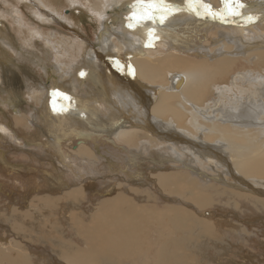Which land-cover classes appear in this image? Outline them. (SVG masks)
Segmentation results:
<instances>
[{"label":"bare ground","instance_id":"1","mask_svg":"<svg viewBox=\"0 0 264 264\" xmlns=\"http://www.w3.org/2000/svg\"><path fill=\"white\" fill-rule=\"evenodd\" d=\"M100 1H96L94 13L90 15L94 21L98 15L99 20L104 19V13L109 8L117 5L130 6L122 15L114 33L103 38V53L98 55L96 50L93 61L90 62L87 57L92 54V47L85 44L83 51H78L81 56L72 69L62 68V62H55L57 71L62 69L58 95L38 82L43 96L42 107L30 113L31 120L28 122L32 126H25L26 121L23 123V120L14 124L23 132V136L27 135L24 137L25 146L34 143L50 146V150L38 152L40 155H47L46 159L33 154L35 158L31 160V163L37 162L40 165L48 160L51 165L43 164L51 166L47 173L43 171V165L37 168L36 172L31 171L29 166L27 173L15 169L18 180H26L28 187L32 185L33 192L44 188L47 193L55 194L68 187L64 182L65 170L61 169L66 168L64 164L67 157L62 151L63 142L66 140L80 137L82 141H86L98 134H104L115 149L118 147L123 150L114 153L115 162L109 160L107 165L101 166L103 168L91 169L94 173L92 176L105 173L101 178L104 187L99 189L101 192L98 190L104 195L100 204L102 210L97 214H93V210L92 216L85 213L83 207H73L79 216H71L64 222L74 227L79 240L75 241L78 245L69 253V256H73L71 261L68 260L70 264H127L139 260L141 256L146 257L145 264H150L149 253L155 250L150 240H153L151 235L155 231L158 234L156 241L160 245L157 243L158 255L155 256V252L152 254L155 260L150 259L154 264H187V259L193 261L205 252L209 254L210 248L206 247V240L195 245L190 251L191 240L174 238L179 230L188 234L192 224H195L189 222L190 215L184 210L185 207L170 206L169 202L167 210L160 211L149 208V204L136 202L139 199L136 194L146 192L153 197L160 195L164 200V195H169L166 197L170 198L169 201L174 202L171 203L174 205L177 202L176 196L185 194V199L189 196L197 208L193 209L191 205L186 207L199 212L198 215H204L203 218L200 217L201 225H204L210 237L215 239L220 237L225 223L218 217L228 211V205L225 203L229 199L223 202L225 207L215 205V198L210 193H220L219 200L222 201L225 198L221 197L228 194L232 200L234 196L250 199L251 204L262 214L256 212L253 207L246 206L247 212L242 210L248 218L242 221L248 224L249 228H252V225L260 227L263 238V244L260 245L264 246V0H241L245 5L242 9L243 16L216 19L203 14L198 16L187 10L185 0H166L168 4L183 10L169 15L162 23L159 16H156L140 23L132 21V27L128 26L129 17L133 12L141 11L137 6L139 0ZM202 3L217 11L224 8L223 0H202ZM200 11L203 13L204 9L200 8ZM248 16L255 19L250 22ZM44 17H40V21H44ZM61 45L63 49L69 50V45L73 44L70 41L58 42V54H61ZM240 62L249 64L256 70L239 73L235 83L230 85L226 80L227 76ZM37 63L41 69L38 73L45 77L46 65ZM9 92L5 90V94H1L3 96L0 98L10 99L9 104L15 103ZM19 135L16 130V136ZM85 143H81L83 145L78 149L79 153L86 156H81V159L95 161L94 149L92 151ZM3 154L0 153L2 159ZM5 161L2 162L8 167ZM145 166L152 170L154 190L144 182L146 174L140 169ZM187 169L189 172L186 175L177 173ZM112 171H119L128 177L125 181L128 187L123 183L117 184L119 187L114 190L116 184H108L105 181L110 176L108 173ZM185 177L190 181L187 182ZM200 178L212 183L211 188H214V191L205 188V183ZM123 179L122 177V181ZM72 182L71 187L77 186L78 189L75 188L67 194H72L71 197L76 200L81 199L79 195L83 199L89 195L91 199V184H84V181ZM217 182L219 187H215ZM145 185L149 189L143 193L141 188ZM27 198L31 199L30 195ZM47 199L54 200L55 203L59 201L50 196H47ZM165 202L167 203L166 200ZM28 203L26 206H32L29 201ZM236 203L235 207H239ZM232 206L229 212H233ZM69 209L71 208H62L60 212L70 213ZM97 218L100 219L94 222ZM87 219L89 223L94 224L86 231L84 225ZM228 220L224 224L226 227L232 226L234 222L231 220L229 223ZM15 245L17 251L8 247L6 252L0 247V264H29L30 258L25 248L19 243ZM64 248L63 246L62 251L66 252ZM14 253L17 255L14 256ZM46 253L48 251L38 254V257L44 258V261L48 260L50 256L47 258Z\"/></svg>","mask_w":264,"mask_h":264},{"label":"rangeland","instance_id":"2","mask_svg":"<svg viewBox=\"0 0 264 264\" xmlns=\"http://www.w3.org/2000/svg\"><path fill=\"white\" fill-rule=\"evenodd\" d=\"M96 1L101 2L100 0H0V96H3L5 94V90L8 92L10 91L9 93L12 94L11 99L15 100V103L9 104L8 102H10V99L4 100L2 97L0 98L2 101V103H0V131H1L0 132V135H1L0 136V151H1L0 153H4L3 154L4 159L0 158L1 160V164H0V229H1L0 230V247H2L6 252H7L6 249L8 247L17 251L18 248L15 245V243L16 244L19 243L20 246L25 248L27 252V256L28 258H30L29 264H43V263L45 264H58V263L59 264H70V261L73 256L71 255L69 256V253L73 250V247H75V245H78L75 241L76 240L79 241V240H78L76 231L74 230V227L70 226L69 224H64V222L67 221V219H69V217L71 216H74V215L76 217L79 216V213H76L77 211H75L73 207L74 208L83 207L82 208L83 211L87 214L89 213L91 214L93 210H94L93 214L94 213L97 214L100 210H102L103 207L100 204L103 202L104 195L99 193L98 190L99 189L101 190L103 189L102 187H104V184H102L103 182L101 178L105 176L104 175L105 173H102L100 176L98 175L92 176L94 173H92L91 169L92 168L101 169L103 168L101 166L107 165L109 163V160L110 162H115V158L113 156L114 153H117V152L119 153V151L121 152L123 151L122 148L116 147L117 149H115L112 146V143L110 141L109 142L107 141L108 140L107 136L104 134H98L94 136L93 138L87 139L86 141H82V138L80 137L64 141L63 142L64 144L62 145V151L67 157L65 160V164H64L66 168L61 167V169L62 171L65 170L67 172L66 173L64 171L63 173H64V179H65L64 182L68 185V187L62 191L55 192V194L50 193V192L47 193L46 189L45 191L43 190L44 188H41L42 190L33 192L32 185L28 187L29 183L26 180L20 179L21 180L20 181L18 180L19 178H17L16 176V171H19L22 173L23 171H25V173H27L28 172L27 166H29L31 171L36 172L37 171L36 169L41 168L43 164L51 165L48 162V160H45L46 159L45 157L47 155L46 156L44 154L40 155L38 153L39 150H44V149L50 150V146L48 145L40 146L38 143L25 146L24 137L27 135L23 136V132L17 129L16 126L14 125L16 121L23 120V123L24 121H26L25 126H32V124L28 122V120H31L30 113L36 108L42 107L43 96H42L41 89L38 87L39 83L41 82L44 85V88L48 87L47 89H49V91H51L55 95H58L57 90H58L59 82L62 80L61 79L62 69L60 68L61 70L58 69L57 71V66H55L54 63L57 61L62 62L61 67L62 68L64 67L65 69L66 68L69 69L72 66L76 65L78 63L77 59L81 56V54L79 55L78 51L79 50L83 51L85 44H88L89 46L92 47V52H91L92 54L87 57V60H90V62L93 61V57L96 54V50H98L97 51V54L99 53L98 55L103 53L101 49L103 48V45H104L103 38L105 36H108L114 33V31L118 28L117 25L120 19L122 18V15H124L128 11L127 9H129L130 7V6L129 7L125 6L126 7L125 8L124 6L122 7L121 5H117L114 8H109L107 11L105 9L106 11L104 13L105 18L104 19L102 18L101 20H99V15H98L95 17V21H94L90 15L94 13V5ZM81 8L83 9V11H81ZM88 12L90 13L89 15L86 14ZM42 15H44L45 17ZM39 16L44 17L45 23L44 21H40ZM89 16L91 17V19ZM96 21L97 23H95ZM41 23L42 24L44 23V24L42 25ZM55 34L57 36H55ZM60 41H70L71 44L73 45H69L68 47L69 50L63 49L61 45L62 49L61 48L59 49L61 54H58L56 51V47L58 46V42ZM43 50L45 54L43 53ZM37 62H41L42 65L44 66L46 65L45 68L47 69V72L45 73L46 75L45 77L40 76L39 73L41 72L40 71L41 69L38 67ZM46 62L48 63V65ZM245 64L246 63L242 64L240 62L239 64L234 66L233 68L234 71L230 75H228L226 79L228 80V83L230 85L234 82L236 78H238L239 73L256 70L255 68H252L251 65L249 64L245 65ZM54 67L56 69H54ZM245 67L246 69L244 70ZM219 84H222V83L219 82ZM3 88L5 90H3ZM19 127H22V126H19ZM16 130L19 131L20 133L19 136H16ZM25 130L27 129L25 128ZM216 140H218V138H216ZM84 142H86L85 143L86 147L90 148L92 151L94 149L93 152H94L95 161L90 160V159H88L89 161L88 160L84 161L83 159H81V156L86 157L84 154L79 153V150H80L79 148L83 145L81 143H84ZM95 143H97L98 145ZM107 145L108 146L110 145V146L108 147ZM67 148H70V149H67ZM110 149H112V151ZM69 150L71 152H69ZM76 151H78L79 154ZM72 152H74L75 154ZM33 154H36V157L40 156L41 158H45L43 160H45L46 163L45 161L44 163H41V165L38 164L37 162L31 163L32 158H35ZM69 156L71 157V160ZM229 157L232 159L231 154H229ZM3 160H6L5 163H8V167L6 166V164H4V162H2ZM47 165L45 166L43 165L44 167L42 169H44L43 170L44 172H46L51 167ZM7 170L9 171V173ZM140 171L141 172L143 171L146 174V178H143L144 180H146L144 182H146L147 185L151 186V189L154 190L155 187H154L153 180L151 177L152 170L148 169V167L145 166L144 168H141ZM117 172L116 171H112V173L109 172L110 174L108 173V175L110 176L105 181L108 184H111V182L113 184L115 183L116 186L114 190L117 189V186H118L117 184L123 183L124 186L128 187L127 182H125L128 179V177L124 176L119 171ZM188 172L189 170L187 169L186 171L180 170L177 173L183 176V174L186 175ZM192 173L194 174L195 172L192 171ZM122 177L124 178L123 179L124 181H122ZM73 180L76 182L84 181V184H91L90 186V189L92 190L91 199L89 198V195H86L85 199H83L82 196L79 195L81 198L80 199L81 202H80V200L73 199L71 197L72 194H67L69 191L75 188L78 189L77 186L71 187V185L73 184L72 182ZM200 180H202V182L205 183L204 184L205 188L209 189V191H212V192L214 191L213 190L214 188L213 189L211 188L212 183H210L207 179L200 178ZM186 181L189 182L190 180L186 178ZM247 181H249L251 185L253 184V186H255L254 183H252L250 180H247ZM207 183H208V186H207ZM147 185H145L146 187L143 186L141 188L143 190L142 191L143 193L148 191L149 188ZM144 187H145V190H144ZM215 187H219V183ZM229 190H232V189H229ZM210 194L214 196L215 198V201H214L215 205L217 204L219 206L222 205V207H225L223 205V202L225 203L227 202L228 199L230 200V201L228 200V202L225 203L226 205H228V207L226 208L228 211L224 212L223 213L224 215H222L224 217L225 215H228V216H226L225 219H223L222 216H219L218 218L222 219L225 223H227L226 220H228V217L230 216L229 217L230 220H228V222L231 223V220L234 221L232 222V226L227 225L226 227V225H224L225 223L223 224L224 228L222 227L221 233H220L221 235L218 239L210 237L209 233L207 232L208 230H206L205 227H203L204 225H201L202 223L200 222V220H202L201 218H203L202 216L204 215H198L199 212H195L194 210H192L193 207H194L193 209H196L197 206L194 203H192V201L189 199V196H187L185 199L183 197L185 194L176 196L177 202H175V205L171 204L174 202L169 201L171 200L170 198H167L169 195H166L167 197L164 195V198L168 203L167 204L163 198L159 197L160 195H155L159 198L158 199L157 197H153L150 193H147V192L146 194H142V193L136 194V198H139L136 200V202L149 204L148 205L149 208H156L160 211L167 210L166 207L167 205L169 206V202H170V206H177V207L179 206L182 208L185 207L184 210L188 212V216L190 215L189 222H193L196 225L192 224V229H190V232L188 231V234L187 232H183L179 230L178 233L175 234L174 238L181 239V240H184V239L191 240L192 245H191L190 251L195 245L199 243H203L204 242L203 240H206V242L208 243L206 247L210 248V251L208 252L210 255L207 254V252H205L204 254L199 255L198 259L197 260L195 259L196 261L193 260L192 258L191 259L193 261H190L189 259H187L185 261V263L187 264H233V263L234 264H264V249H263L264 246L260 245V244H263L262 234L260 233V230H259L260 227L259 228L257 227L258 228L257 229L255 225H252V228H249L247 226L248 224L242 221V219L246 218L247 220L248 218V216L244 213V211L247 210L246 206L253 207V209L258 213H261V211H259V209H256V207L251 204L250 199H247L245 197H241L240 199L239 197L234 196L237 199H234L233 197V200H232L231 196L228 194V195H225L224 197H221L222 199L225 198L222 201V200H219V196L221 195L220 193L213 192ZM29 195L31 199L27 198L29 197ZM38 196H40V198ZM47 196H50L59 201L57 203H55L54 200L48 201ZM160 198L162 199V201H160ZM24 200L26 203L24 202ZM155 200H157L158 202L157 201L155 202ZM234 200H235V203L236 201L239 200V202L236 203L239 205V207L237 206L238 208L235 207L236 205L234 203ZM240 200H243V201H240ZM28 201L30 202V205L32 206H26V205H29ZM220 201L222 203H220ZM160 202L161 203L163 202V203L160 204ZM63 204L65 207L63 206ZM232 204H234L233 205L234 207L232 206ZM186 205H191L192 208L188 206L186 207ZM230 206H232L231 210H233L234 214H232L233 213L232 211H231L232 213L229 212ZM62 208L63 209L71 208L69 209L70 213L65 214L63 211L60 212ZM250 213L253 214L251 211ZM218 214H220V212ZM99 216L100 214H98L97 217ZM238 216L241 217L240 218L241 221H239L240 219ZM99 219L97 218L94 222H96ZM94 222L89 223V220L87 219L86 225H84V228H86L85 230L87 231L89 227H91V225L94 224ZM238 226H243L244 228L239 229ZM155 233H152L153 235L151 236L153 240L152 241L150 240V242H152L153 249H155L154 251L149 253V257L150 256L151 257L148 259V262L150 264H154V262L152 261L155 260V256L158 255L157 250H159L157 248L158 241H156V239L158 238V234L157 233L155 234ZM178 235L180 236L178 237ZM201 237L202 238L204 237V239H201ZM207 238L209 241L207 240ZM68 241H69V244H68ZM13 242L15 243L12 244ZM158 244L160 245V243ZM62 245L65 247L64 249L66 250V252L62 251L63 250ZM67 248L69 249L68 253H67ZM45 251H48L46 255H47V258L50 256L48 260H51V261H48L47 259H45L44 261L42 260L44 258L41 259L38 257V254H43ZM154 252H155V256L152 255L154 254ZM13 255L16 256L17 254L14 253ZM203 255L205 258L203 257ZM144 257L145 256L139 257L140 261L139 260L133 261L134 263L131 261L127 264H145L147 259L146 257L145 258Z\"/></svg>","mask_w":264,"mask_h":264},{"label":"snow or ice","instance_id":"3","mask_svg":"<svg viewBox=\"0 0 264 264\" xmlns=\"http://www.w3.org/2000/svg\"><path fill=\"white\" fill-rule=\"evenodd\" d=\"M185 2L187 10L194 12L198 16L203 14L216 19L218 17L227 18L228 16L244 15L242 9L245 5L241 0H223L224 8L219 11L212 9L210 5L203 4L202 0H185ZM137 6L140 7L141 11L139 13L133 12L132 16L129 17V27L133 26L132 21L140 23L146 19H154L156 16H159L162 23L169 15L183 10L178 6L168 4L166 0H139ZM200 8L204 9L203 13H201ZM247 19L251 22L255 17L248 16ZM149 35L151 36L152 33H149Z\"/></svg>","mask_w":264,"mask_h":264}]
</instances>
